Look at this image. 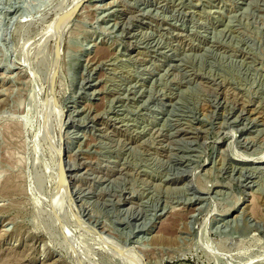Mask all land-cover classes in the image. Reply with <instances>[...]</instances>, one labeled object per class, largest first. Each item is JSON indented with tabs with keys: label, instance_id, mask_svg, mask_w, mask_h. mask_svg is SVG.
<instances>
[{
	"label": "rangeland",
	"instance_id": "374dc122",
	"mask_svg": "<svg viewBox=\"0 0 264 264\" xmlns=\"http://www.w3.org/2000/svg\"><path fill=\"white\" fill-rule=\"evenodd\" d=\"M0 264H264V0H0Z\"/></svg>",
	"mask_w": 264,
	"mask_h": 264
},
{
	"label": "bare ground",
	"instance_id": "6f19581e",
	"mask_svg": "<svg viewBox=\"0 0 264 264\" xmlns=\"http://www.w3.org/2000/svg\"><path fill=\"white\" fill-rule=\"evenodd\" d=\"M69 12H70V11H69ZM69 14H70V13H69ZM64 16H65V15H64ZM64 16H63V18H66V17H64Z\"/></svg>",
	"mask_w": 264,
	"mask_h": 264
},
{
	"label": "water",
	"instance_id": "95a60500",
	"mask_svg": "<svg viewBox=\"0 0 264 264\" xmlns=\"http://www.w3.org/2000/svg\"><path fill=\"white\" fill-rule=\"evenodd\" d=\"M60 162V161H59ZM59 167H60V164H59Z\"/></svg>",
	"mask_w": 264,
	"mask_h": 264
}]
</instances>
